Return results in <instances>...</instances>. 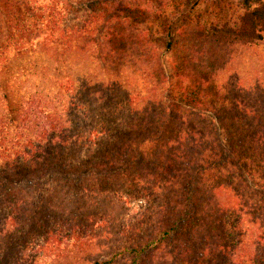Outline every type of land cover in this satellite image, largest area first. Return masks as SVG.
<instances>
[{
    "label": "trees",
    "instance_id": "trees-1",
    "mask_svg": "<svg viewBox=\"0 0 264 264\" xmlns=\"http://www.w3.org/2000/svg\"><path fill=\"white\" fill-rule=\"evenodd\" d=\"M205 2L0 0V212L17 230L139 203L92 264H264V0L223 25Z\"/></svg>",
    "mask_w": 264,
    "mask_h": 264
},
{
    "label": "rangeland",
    "instance_id": "rangeland-1",
    "mask_svg": "<svg viewBox=\"0 0 264 264\" xmlns=\"http://www.w3.org/2000/svg\"><path fill=\"white\" fill-rule=\"evenodd\" d=\"M205 3L201 14L208 24L223 25L240 12L238 0H206ZM259 53L264 54V48ZM139 207V203L123 204L114 209L110 221L103 225L97 222L93 228L84 222L79 229L75 228L77 220L73 222L60 215L38 219V225L30 228V216L25 218L27 226L22 231L16 228L20 220L15 213L1 211L0 261L2 264H65L66 257H72L73 264L108 261L115 253L117 243L110 234L132 221ZM119 264H123L122 261Z\"/></svg>",
    "mask_w": 264,
    "mask_h": 264
}]
</instances>
